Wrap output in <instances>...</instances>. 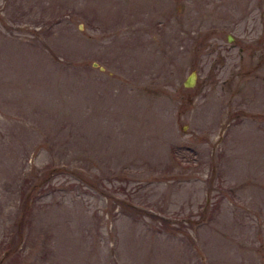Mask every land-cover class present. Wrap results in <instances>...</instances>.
<instances>
[{"label":"rangeland","instance_id":"1","mask_svg":"<svg viewBox=\"0 0 264 264\" xmlns=\"http://www.w3.org/2000/svg\"><path fill=\"white\" fill-rule=\"evenodd\" d=\"M0 264H264V0H0Z\"/></svg>","mask_w":264,"mask_h":264},{"label":"trees","instance_id":"2","mask_svg":"<svg viewBox=\"0 0 264 264\" xmlns=\"http://www.w3.org/2000/svg\"><path fill=\"white\" fill-rule=\"evenodd\" d=\"M36 186V185H35ZM40 186V185H39ZM21 192H24V187H22L21 189ZM21 195H23V193H21ZM32 191H27L26 195L24 196L25 197V200H23V202H21V205H22V209H21V212H22V218H24V216L26 217L27 214H29V207H28V204H32ZM22 221V220H21ZM23 229H16L15 230V236L10 240V241H6V244H5V253L6 254H10V252L15 249V246L19 243L20 239H22V236H23ZM17 241V244L16 245H12V242L13 241ZM13 260L15 261V257L12 255V260L11 262H13Z\"/></svg>","mask_w":264,"mask_h":264},{"label":"water","instance_id":"3","mask_svg":"<svg viewBox=\"0 0 264 264\" xmlns=\"http://www.w3.org/2000/svg\"><path fill=\"white\" fill-rule=\"evenodd\" d=\"M228 39L229 36H228ZM94 64H97V62H93ZM102 67V66H100ZM196 77H197V73L195 70H191L185 77V79L183 80V85L184 86H193L195 81H196Z\"/></svg>","mask_w":264,"mask_h":264}]
</instances>
